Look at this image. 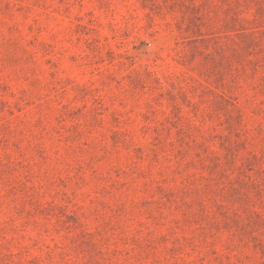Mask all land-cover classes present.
Instances as JSON below:
<instances>
[{
	"label": "rangeland",
	"instance_id": "374dc122",
	"mask_svg": "<svg viewBox=\"0 0 264 264\" xmlns=\"http://www.w3.org/2000/svg\"><path fill=\"white\" fill-rule=\"evenodd\" d=\"M0 264H264V0H0Z\"/></svg>",
	"mask_w": 264,
	"mask_h": 264
}]
</instances>
